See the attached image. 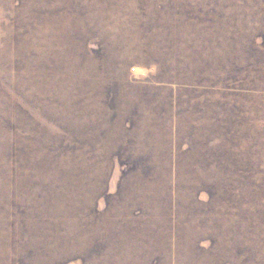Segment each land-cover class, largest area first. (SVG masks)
<instances>
[{
	"label": "rangeland",
	"instance_id": "1",
	"mask_svg": "<svg viewBox=\"0 0 264 264\" xmlns=\"http://www.w3.org/2000/svg\"><path fill=\"white\" fill-rule=\"evenodd\" d=\"M0 264H264V0H0Z\"/></svg>",
	"mask_w": 264,
	"mask_h": 264
}]
</instances>
